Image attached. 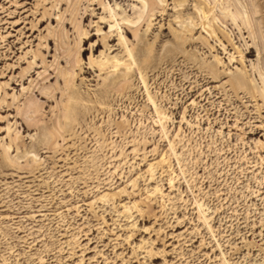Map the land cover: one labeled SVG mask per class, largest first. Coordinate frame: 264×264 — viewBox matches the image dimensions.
<instances>
[{"label":"rangeland","instance_id":"1","mask_svg":"<svg viewBox=\"0 0 264 264\" xmlns=\"http://www.w3.org/2000/svg\"><path fill=\"white\" fill-rule=\"evenodd\" d=\"M260 2L240 0L262 51ZM195 6L0 0V264H264V51L230 28L233 45L200 30L207 48L181 51L166 36L201 23ZM134 32L147 88L99 68L136 53Z\"/></svg>","mask_w":264,"mask_h":264},{"label":"bare ground","instance_id":"2","mask_svg":"<svg viewBox=\"0 0 264 264\" xmlns=\"http://www.w3.org/2000/svg\"><path fill=\"white\" fill-rule=\"evenodd\" d=\"M197 4L202 5L205 4V9L206 10H197L195 6V13L198 14V17L200 18V24L195 25L193 28H188L186 33H182L181 35H172L171 33L167 34L166 37L174 36V38L178 42V48L182 51L186 47H199V48H207L208 42L202 40V41H190L186 38L187 33L194 34L202 30V33H207L210 37H216L219 38L222 37L224 40H226L229 44L233 45V40L232 37L225 32V30H228V28L231 29L232 33L234 34V31H238L237 34H239L238 38L243 39V33L247 31L249 34V38H252L253 40V45L249 49H247V56H252L254 51H256L260 56L262 55V51H264V46L262 51L259 49V44L256 42V38L254 36V31L256 28V25L249 20V14L251 12L252 17H257L263 10L262 4H260V0H246L249 2V4L252 6L251 11L248 13V9L240 3V0H227L225 3V0H212V3L206 2L204 0H195ZM212 4L214 6H212ZM225 4L227 7H225ZM230 7L233 9L231 10ZM186 10L188 7L185 8ZM244 16H247V19L244 18ZM239 19L240 22L238 21ZM157 20V19H156ZM141 21V20H140ZM143 22L139 23L138 29L142 26ZM130 28L129 30H131ZM137 33L134 32V37L137 39V49L136 53L128 51V61H123L120 59H113L112 61H108L107 63H102L99 65V68L101 70H110L111 73L114 75L113 79V84H117L121 79H128V78H133L134 74H138L145 84L146 88V81L143 77V71L148 70L152 68V53L154 51L151 50L148 54H144V46H145V41L143 38L138 39V36L136 35ZM235 39L237 37L235 36ZM264 45V44H263ZM255 49V50H254ZM145 51V50H144ZM172 51V50H171ZM179 52L175 54V58L178 59ZM172 55V54H171ZM170 55V56H171ZM140 57L141 62L138 60ZM144 57V58H141ZM175 60V59H174ZM124 70L125 73L122 76L119 75V73ZM203 70V69H202ZM201 70V72H202ZM198 71V70H197ZM204 72V71H203ZM208 72L207 76H202L203 81L205 84H210L212 82H217L219 80L223 79V74L219 72L218 66L211 69L210 71H205ZM260 77H263L260 74ZM75 76H71L70 78H65V84L66 87L69 91L71 90V83L74 82ZM244 77L237 76L232 82H231V87L232 91L234 92L235 96L237 98L240 97L241 94L245 96H250V98H258L257 94L252 91L250 88H246L243 83H241V80H243ZM264 82V80H263ZM132 86L130 84L122 85V87L119 89V92H124L126 90H131ZM108 93H110V90H107ZM74 93V92H73ZM260 97L264 98V95H261ZM151 102L155 104V102L152 100L151 97H149ZM80 105L78 102H72L71 100L68 102V104L64 107L65 108V114H64V119L67 120H72V117H76L80 114H83V111L81 108H79ZM85 110V109H84ZM104 112V111H103ZM80 113V114H79ZM70 127V129L73 128L72 122H68L66 125V129ZM70 131V130H69ZM68 132V131H65ZM57 136V135H54Z\"/></svg>","mask_w":264,"mask_h":264}]
</instances>
